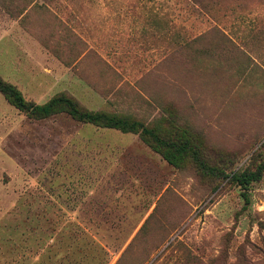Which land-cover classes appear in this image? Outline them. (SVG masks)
<instances>
[{
    "label": "rangeland",
    "instance_id": "obj_1",
    "mask_svg": "<svg viewBox=\"0 0 264 264\" xmlns=\"http://www.w3.org/2000/svg\"><path fill=\"white\" fill-rule=\"evenodd\" d=\"M0 77L141 127L0 91V264H264V0H0Z\"/></svg>",
    "mask_w": 264,
    "mask_h": 264
},
{
    "label": "trees",
    "instance_id": "obj_2",
    "mask_svg": "<svg viewBox=\"0 0 264 264\" xmlns=\"http://www.w3.org/2000/svg\"><path fill=\"white\" fill-rule=\"evenodd\" d=\"M0 91L15 107L27 112L30 116L35 118H42L63 111L69 113L78 120L90 121L100 126L119 128L123 131H137L141 128L136 122H130L127 117L104 111H90L84 108L73 96L65 93H59L53 96L44 104H35L34 102L27 101L22 92L15 85L7 82L1 77ZM141 134L143 139L154 149L162 152L169 162L173 164L179 162V156L183 153V149H179V147L175 146L176 148L173 150L177 141H175L176 143L164 142L153 127L150 129L142 128ZM202 167L206 168L205 165H202Z\"/></svg>",
    "mask_w": 264,
    "mask_h": 264
}]
</instances>
